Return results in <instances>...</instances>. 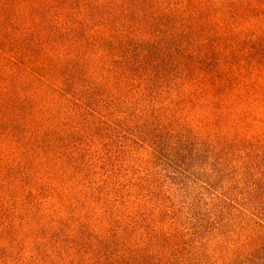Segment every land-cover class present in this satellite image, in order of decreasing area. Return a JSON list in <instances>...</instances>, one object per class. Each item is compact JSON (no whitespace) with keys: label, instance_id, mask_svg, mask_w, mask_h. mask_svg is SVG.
Segmentation results:
<instances>
[{"label":"trees","instance_id":"obj_1","mask_svg":"<svg viewBox=\"0 0 264 264\" xmlns=\"http://www.w3.org/2000/svg\"><path fill=\"white\" fill-rule=\"evenodd\" d=\"M216 1L0 0V264L264 246V0ZM194 149L247 167L202 212L171 189Z\"/></svg>","mask_w":264,"mask_h":264},{"label":"rangeland","instance_id":"obj_2","mask_svg":"<svg viewBox=\"0 0 264 264\" xmlns=\"http://www.w3.org/2000/svg\"><path fill=\"white\" fill-rule=\"evenodd\" d=\"M216 3L219 6L221 2L217 0ZM261 25L264 27L263 22ZM248 27H251V25L245 24L236 27L232 26L231 28L239 30L242 28L247 29ZM260 151L261 150L256 151L255 153H259ZM253 160V163L258 161L255 159ZM235 161L234 164L225 163V167L220 168V166L218 167L219 159L217 156L209 155L204 149L192 150L187 163L185 164V168L188 171L187 174L184 177H179L176 181V183L180 181H183L184 184L186 183L185 187L187 191L185 193L176 191L178 189L177 184H172L173 186H171L174 197L177 199L176 201L180 200L177 195L178 193L188 195L187 197H189V199L196 204L195 211L202 212L206 203L210 201L212 190L200 185L204 184V182L201 181L209 180L217 185V187H222L226 184L227 187L231 188L235 181L241 180L243 177L242 173H247V167L245 164L237 162V160ZM250 162L251 158H248V165ZM261 163V165H263L264 162ZM262 170V167L259 169L254 167L252 171L259 174L256 175L255 181H253L256 185L264 184V176H260L262 174ZM252 176L247 175L249 180H252L250 179ZM196 179L199 180L195 181ZM245 182L246 180L241 181V183ZM239 191L240 190L237 189L233 192L239 193ZM182 200L184 199L182 198ZM207 217L209 225V222L213 220L211 219L213 214L208 213ZM210 224L213 223L211 222ZM229 227L230 226H228V228ZM218 235L219 231H209V233H205L203 235V238H201L199 242H195L192 246H190L189 251L191 253V260H200L203 264H264V246L251 249L246 246H242V241L232 243L222 241L221 237ZM187 250L188 249H185V251Z\"/></svg>","mask_w":264,"mask_h":264}]
</instances>
